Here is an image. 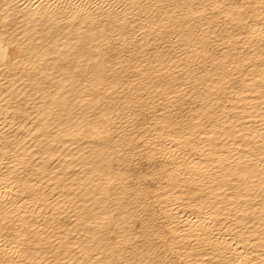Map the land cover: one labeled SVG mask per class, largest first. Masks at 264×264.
Instances as JSON below:
<instances>
[{
	"label": "bare ground",
	"instance_id": "bare-ground-1",
	"mask_svg": "<svg viewBox=\"0 0 264 264\" xmlns=\"http://www.w3.org/2000/svg\"><path fill=\"white\" fill-rule=\"evenodd\" d=\"M0 264H264V0H0Z\"/></svg>",
	"mask_w": 264,
	"mask_h": 264
}]
</instances>
